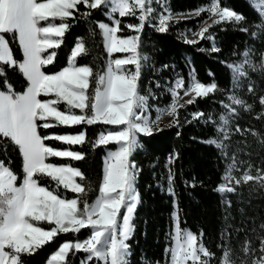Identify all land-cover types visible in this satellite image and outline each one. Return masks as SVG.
I'll list each match as a JSON object with an SVG mask.
<instances>
[{"label":"snow or ice","instance_id":"snow-or-ice-1","mask_svg":"<svg viewBox=\"0 0 264 264\" xmlns=\"http://www.w3.org/2000/svg\"><path fill=\"white\" fill-rule=\"evenodd\" d=\"M155 2L161 8L164 7L163 0ZM152 3L153 0H0V80H6L5 66H8L9 70L17 69L27 81L26 90L21 93L15 92L7 83L0 89V151L6 155L7 146L11 144L13 150L21 155L23 172V179L18 185V176L10 167L11 160L8 159L7 165L0 160V264H22V255L34 254L60 234L79 233L85 228L91 229L88 238L63 242L51 255L48 264H67L71 252L84 253L85 264H129V241L135 231L133 218L140 201L136 188L139 170L131 157L141 146L138 136L151 135L155 123L148 115V97L139 93L142 64L147 59L139 52V33L152 18L155 11ZM80 5L89 10L110 5V16L118 14L120 18L135 17L138 20L136 24L126 25L137 33L135 35H119V19H114L111 26L98 23L106 53L109 56L115 53L130 55L111 60L106 70L94 74L90 66H78L76 63L78 57L88 52L83 39L79 38L70 53L68 65L57 73L48 74L43 68L51 65L56 55L55 51L49 53L48 50L61 46L71 26L69 20L78 14ZM209 11L219 17L216 24L244 19L228 7H221L218 0L211 4ZM88 14L90 11L85 13ZM171 19L170 13L158 14V31L166 32ZM56 20L60 22L55 23ZM42 22H46V25L42 26ZM6 34L18 40L22 60L14 58L9 41L5 38ZM197 35L201 39L214 40L208 27L202 28ZM187 43L195 44L197 41L189 40ZM217 50L213 45V51ZM244 63L229 66L236 79L245 75ZM129 65L134 66V70L130 71L127 67ZM93 77L95 88L89 95ZM180 89L186 95L191 92L196 98H206L216 90V85H205L192 78V83L186 87L182 78L177 79L174 89L169 92L173 99L169 106L173 115L177 113L175 101ZM251 91L252 88L249 87V92ZM53 95L55 99H41L42 96ZM230 99L235 105L243 104V101L234 96ZM60 103L66 105V110L59 109ZM193 103L194 99L187 102L188 105ZM261 103L264 104V100ZM184 106L186 105L182 107ZM228 108L234 115L235 108L231 105ZM76 110H79V114ZM159 115L158 112L157 119ZM202 115L199 112L193 114L196 119ZM221 122L226 126L228 120L222 116ZM98 123L121 127L119 130L101 132L94 147L115 144L117 148L108 152L104 158L102 184L97 199L92 204L85 200L81 208L80 194L86 195L82 171L71 164L57 165L47 161L49 158L81 161L85 154L68 148H53L46 141H57L70 146L83 145L86 133L81 131L74 134L41 135L40 129ZM175 123L178 122L174 121ZM217 131L227 137L223 127ZM236 131L241 130L237 127ZM207 143L215 145L227 158L223 143L215 140ZM235 166L234 160L227 165L225 180L234 182L235 185L253 180L247 173L239 179L233 177L231 170ZM42 178L54 182L55 187L50 189L41 185ZM171 178L170 172V181ZM258 179L264 184V177ZM61 187L77 194V197L64 198L58 194ZM167 190L170 194L173 193L171 184ZM218 191L234 192L235 188L222 183ZM40 222L51 227H41ZM173 239L175 247L168 250L170 264H208V260L202 257L212 254L203 246L197 234L181 230L178 219ZM260 250L264 252V240H261ZM247 251L245 248V252ZM229 256L225 251L222 264H230ZM254 264H264V257Z\"/></svg>","mask_w":264,"mask_h":264},{"label":"trees","instance_id":"trees-1","mask_svg":"<svg viewBox=\"0 0 264 264\" xmlns=\"http://www.w3.org/2000/svg\"><path fill=\"white\" fill-rule=\"evenodd\" d=\"M213 1L163 0L164 7L154 5V18L139 33V52L147 57L142 64L139 93L148 97L151 116L156 117L158 112L161 114L170 108L173 99L169 92L174 89L177 79L182 78L187 87L195 77L205 85L215 83L216 90L206 98H195V103L191 105H179L171 123L163 124L151 135L139 136L142 148L136 150L131 157L139 170L136 188L140 201L134 215L135 231L129 241V264H169L168 250L173 245L175 215L178 216L180 227L197 234L203 246L212 254L202 257L208 260V264H222L225 251L230 254V264H254L264 257V252L260 250L261 240H264V228H261L264 225V189L243 185L236 193L229 194V201L225 204L218 187L224 182L230 157L225 159L214 145L207 143L219 136L217 129L225 112L223 105L228 101V96L236 91L229 66L239 62L246 51L253 58H263L264 27L250 0H218L221 7H228L244 19L239 22L222 21L209 27L208 32L214 40L205 38L197 40L195 44L187 43V35L198 31L209 19L208 15L201 13L193 19L176 17L197 12ZM162 10H168L173 15L166 32L158 31L157 14L159 11L162 13ZM89 11L90 14L85 15ZM116 19L120 20L119 35L135 33L126 27L138 22L135 17ZM69 23L70 29L61 46L48 50L49 53H56L53 63L43 70L53 74L67 66L75 43L82 38L88 52L77 58V65L90 66L94 74L102 73L114 59V56L106 53L102 33L98 28V23L110 24L107 8L102 6L98 10H89L80 5L78 14ZM257 32L259 34L256 36ZM5 38L10 43L14 58L22 60V50L17 41L10 34H6ZM213 45L217 51H213ZM5 71L6 80H0V89L7 83L17 93L26 90V78L17 69L9 70L5 66ZM249 75V79L257 85L254 93L246 99L252 110L245 113L246 118L239 117L237 125L242 130L241 136L237 135L234 141L228 143V147L230 154L242 155L240 159L237 157L240 169L248 167L255 170L260 163L264 169V107L257 101L259 96H264V75ZM94 88L95 77L89 88V95ZM184 94L183 89L178 90L175 103ZM183 105L186 106L182 107ZM58 107L66 110L64 103H60ZM76 111L79 114V110ZM198 112L203 115L196 119L193 114ZM174 121L178 123L174 124ZM112 127L98 123L40 129L41 135L74 134L81 131L86 133L83 145L70 146L57 141H46L53 148H68L85 154L81 161L69 158H49L47 161L57 165L71 164L82 171L86 195L80 194L81 208L85 200L92 204L97 199L102 184L104 158L108 152L117 148L115 144L94 147L99 134L106 133ZM8 159L11 160L12 171L18 176L19 185L23 179L22 158L11 144L7 146L6 155L0 151V160L7 165ZM40 184L50 189L55 187L54 182L48 178L40 179ZM170 184L172 194L167 190ZM58 194L68 199L77 197V194L62 187ZM42 224L44 228H49L48 224ZM90 233L91 229L85 228L79 233L60 234L34 254L22 255V264H48L51 255L63 242L83 241ZM245 248L248 249L247 252ZM67 264H85V254L69 253Z\"/></svg>","mask_w":264,"mask_h":264},{"label":"rangeland","instance_id":"rangeland-1","mask_svg":"<svg viewBox=\"0 0 264 264\" xmlns=\"http://www.w3.org/2000/svg\"><path fill=\"white\" fill-rule=\"evenodd\" d=\"M38 2H41V1L38 0ZM213 2H216V0H214ZM250 2L252 4L253 8L258 12L259 16L262 19V16H264V0H250ZM211 4L208 5V6H206V7L201 8L197 12L189 13V14H185V15L176 17L178 19H193V18H196L197 16H199L201 13H205V14L208 15V18L209 19L205 23H203V25H201L199 27L198 31L193 32L192 34H188L187 35V37L185 38V41L186 42L189 41V40H195V41H197V40L201 39L197 35V33H199L201 31V29L204 28V27H208L209 28V26L211 27L212 25L216 24L215 21L218 20L219 17L216 16L214 13H212V12L209 11V9L211 7ZM154 5H158L155 2V0H153V3H152L153 9H155L154 8ZM104 7L107 8L108 13H109V11H110V5L109 6H104ZM162 11H163L164 14L170 13L171 16H172V18H173V15H172V13L170 11H168V10L167 11L162 10ZM160 13H161V11L158 12V14H160ZM137 14H138V12H137ZM158 14H157V16H158ZM108 17L110 19V24L109 25L111 26L112 23H113V20L116 19V17H119V16H118V14H114V15H111V16L108 15ZM153 18H154V14H152V19ZM45 25H46V22H42V26H45ZM258 25H257V27H258ZM262 25L264 27V19H262ZM261 30L262 29H260V31ZM135 34H137V33H134L133 35H135ZM258 34H259V32L256 33V36ZM16 41L18 43V40H16ZM9 45H10V43H9ZM245 53H247L248 55L245 56ZM245 53H244V55L242 56V58H241V60L239 62H237V63H235V64L232 65V66L241 65L242 63H244L245 61H247L248 63H244V68H243V71H244L245 75H242L239 79H236L235 78V75H234V72H233V69L230 67V70L232 71V74H233V77H234V84H235V87H236L234 90H236V91L228 96V101L223 105L224 106V110H225L223 116H225L227 118L228 123L225 126L221 122V125L219 127V128H221V127L224 128V131L227 133V137H225L220 132L219 136L216 137V138H214L213 140H215L217 143H223L225 145L224 151L227 153V158L230 157V160L228 161L227 165L231 164L233 162V160L235 161V165L236 166H235V168H233L231 170V175L233 177L239 179L245 173H247V174H249V175H251L253 177V180L247 181V182H243L242 181L241 184L235 185L234 182H230V181L224 179L223 184H226V185H228L230 187H234L235 188V191L234 192H223L222 193V192H219L218 191L221 194V197L224 199V203L225 204H226V201H229V197H228L229 194L236 193L237 190H238V188L242 187L243 185H252V186H250V188H256V189H260V190L264 189V184H262L261 179H258L259 177H264V169L261 167L262 164L261 163L258 164V167L255 170H253L252 168H248V167H245V169L244 168L240 169L241 168V165L239 164L237 157L240 159V158H242V155L235 156L234 154H230L229 153V147H228V143L234 141L236 139V136L237 135L241 136L242 130L237 125V123L239 121V117L246 118L245 113L248 114L252 110L249 102L246 101V99L249 96H251V94L254 93L255 86H257V85L255 84L254 81H252V80L249 79V77H250L249 73L252 74L255 77L258 74H263L264 75V56H263L262 59H256V58H253L252 57V55H251V53L249 51H246ZM125 55H130V53L129 54H122V53L112 54V56H114V59H116V58H122ZM127 67H128V69L130 71L131 70H134V66L133 67H130V65H129ZM193 78H195V77H193ZM195 80H196V78H195ZM249 87L252 88V91L251 92H249ZM233 96L236 97V98H238L239 100L243 101V104H241V105H235V104H233L232 103V100L230 99ZM54 98H55L54 95L53 96H48V97H44V96L41 97V99H54ZM195 98L196 97L191 92H189L187 95L184 94V96H182V98L176 103V106L178 108L179 105H182L184 103H187L190 99H195ZM262 100H264V96H259L257 98L258 103H260L264 107V104L261 103ZM229 105H231L233 108H235V114L234 115L231 114V112L229 111V108H228ZM148 115L150 116V119L152 121H155V123L153 124V131L155 129L159 128L160 126H162L163 124H169V123H171L172 120L175 117V115L171 114V108H169L166 112L161 113L159 115V119H157V116L156 117L151 116L149 110H148ZM119 127H121V126H113L112 128H110L107 131H110V130H119ZM237 127L241 130L240 132H237L236 131ZM141 135H143V134H141ZM139 136H138V142H139V144L141 146L138 149H141L142 148V144L140 143ZM218 150L221 152L220 149H218ZM223 157L225 158V156H223ZM227 158H225V159H227ZM135 212H136V210H135ZM123 214H124V209L121 210V215H123ZM134 215H135V213H134ZM177 219H178V216L175 215L174 216L173 237H174V234H175V223H176V220ZM133 222H134V218H133ZM42 223L43 222H40L39 223V226L43 227V224ZM48 226H49V228L51 227V225H48ZM181 230L182 231H190V232H192L191 230H183L182 228H181ZM173 247H175V240L174 239H173L172 248ZM169 264H170V261H169Z\"/></svg>","mask_w":264,"mask_h":264}]
</instances>
